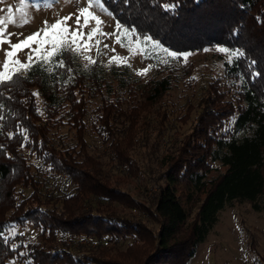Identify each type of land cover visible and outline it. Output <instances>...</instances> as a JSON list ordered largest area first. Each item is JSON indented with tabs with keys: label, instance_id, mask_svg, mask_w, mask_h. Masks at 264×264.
Instances as JSON below:
<instances>
[{
	"label": "trees",
	"instance_id": "1",
	"mask_svg": "<svg viewBox=\"0 0 264 264\" xmlns=\"http://www.w3.org/2000/svg\"><path fill=\"white\" fill-rule=\"evenodd\" d=\"M101 3L116 22L177 53L224 47L244 55L224 63L222 76L188 106L183 120L193 112L189 131L157 160L144 203L87 153V105L98 100L90 130L106 145L111 166L123 178H137L142 171L132 154L157 150L168 120L159 104L190 76L191 63L161 66L159 77L140 81L123 66L107 75L95 66L74 71L64 52L56 59L65 67H56L50 86L36 66L0 87V264H186L218 212L239 203L259 212L264 203V0ZM166 5L176 7L166 11ZM228 118L232 130L222 131ZM64 126L73 131V143L57 146L50 130ZM48 179L65 186H51L41 200ZM27 224L39 231L35 243L16 233ZM80 237L97 245L74 253L69 239ZM258 261L264 264L261 256Z\"/></svg>",
	"mask_w": 264,
	"mask_h": 264
},
{
	"label": "rangeland",
	"instance_id": "2",
	"mask_svg": "<svg viewBox=\"0 0 264 264\" xmlns=\"http://www.w3.org/2000/svg\"><path fill=\"white\" fill-rule=\"evenodd\" d=\"M86 6L87 0H26L23 5L20 3V0H4L3 3H0V9L4 10L0 11V17L9 15L6 10L8 7H12L14 11L11 15L15 17L17 24L20 23L21 19L28 20V23L23 24V26H16L11 23L7 26V33L13 34L11 36V42L18 43L44 28L45 21L51 25L59 18L72 15V19L68 20L67 23L74 28L76 14H78L79 9ZM17 8L20 9L19 12L15 11ZM91 11L103 21V32L112 33L114 31L117 22L108 11H101L98 7H93ZM92 26H94V23L90 25V27ZM88 30L89 29H85L86 32ZM100 39L99 55H97L95 40L91 42L93 45L91 51L81 49L79 54L66 51L70 55L74 71L86 72L92 66H95L104 75H107L110 68L117 67L115 63L109 64V59L114 55L128 58L127 64L130 65V67L121 66L125 67L140 81L159 77L157 71H159L161 66H173L178 68L182 64L191 63L193 67L190 76L188 78L182 77L159 104V108L166 111L168 120L164 136L157 150L151 155L153 157L149 156L143 148H139L132 154L137 166L142 171L138 174L137 178H123L117 169L111 166L107 157L106 145L90 130L92 110L95 108L98 100H92L87 105V113L84 118L86 128L84 140L87 153L98 158L105 164V169L113 174V178L122 183L120 185L125 193H128L132 199L144 203L146 202L145 190L149 188L150 182L153 181V178L157 175V160H159L160 156L164 153L166 148L173 143L176 137H181L189 131L193 112L189 114L185 121L183 120L188 106L194 104L197 98L203 93L207 82L222 76L223 64H230L235 57L229 62L227 53L217 51L220 47H213L207 49V51L204 49L199 53H191L186 62L183 60L170 59L169 62L165 64L159 63L156 59L145 58L140 54L130 56L126 48H122L119 44L114 43V37H101ZM104 44H107L108 47L105 48ZM3 47L7 49L8 45L5 44ZM113 48H115L114 52L112 50ZM26 51L27 49H25V52ZM25 52H21L19 55L22 61L26 59ZM229 52L231 51L229 50ZM84 56H90L96 63H89L88 60L83 58ZM161 57H163V54H161ZM3 62L4 52L0 50V70H2ZM149 65H152V67L148 70L146 75L137 74L138 71L149 68ZM36 66L43 75L46 84L50 86L52 77L55 75L54 71L56 67H53V71L49 72L41 69L39 65ZM184 79H187L185 80L186 82ZM35 98L39 106V96H35ZM149 117L153 119L152 115ZM233 120V118H228L223 123L222 131L227 129L231 131ZM50 140L57 146L62 144V142L66 145L73 143V131L68 130L65 126L51 129ZM28 162L34 164L33 159H29ZM210 164L212 167L217 165L214 163ZM35 168H37V163L35 164ZM31 172L34 173L33 168ZM46 175L44 170L38 173L40 181H44ZM47 183V187L43 189V198H41V200L44 199L45 195L50 193L51 186H65L64 181H53L48 179ZM17 190L21 191L20 189ZM22 192L24 196L30 193L28 189ZM116 207L117 210L120 209L124 213H129L127 208L121 206ZM15 230L18 235L22 236L24 243H35L38 240L39 231L32 228L29 224L25 225L23 228L16 227ZM128 242L129 241H127V243ZM69 243L70 250L74 253L84 252L89 248L93 249V247L97 245L96 241L84 237L69 239ZM124 248L125 246L120 249L123 250ZM258 256L264 258V203H262L259 212L252 211L246 203H239L233 204L232 207H227L218 212L214 225L207 233L203 242L197 246L193 256L186 264H260ZM7 264H16V262L8 261Z\"/></svg>",
	"mask_w": 264,
	"mask_h": 264
},
{
	"label": "snow or ice",
	"instance_id": "3",
	"mask_svg": "<svg viewBox=\"0 0 264 264\" xmlns=\"http://www.w3.org/2000/svg\"><path fill=\"white\" fill-rule=\"evenodd\" d=\"M3 2L4 0H0V3ZM25 2L26 0H20L22 5ZM93 7H98L101 11H107L104 4L101 3V0H87V6L79 9L78 14L75 16L74 28L67 23L68 20L72 19V15L59 18L51 25L45 21L44 28L18 43L11 42V36L13 34L7 33V26L9 23L16 26H23V24L28 23V20L21 19L20 23L17 24L15 17L11 15L14 11L13 8L8 7L6 11L9 15L0 17V50L4 52V62L2 70H0V87L11 85L15 80L20 78L21 73L30 72L36 65H39L41 69L49 72L53 71V67H65L63 59L55 58L61 56L62 53L66 51H72L77 54L80 53L81 49L91 51L93 47L91 42L93 40H95L97 55H99L101 37H114V43L119 44L122 48H126L130 56L140 54L145 58L156 59L159 63L166 64L170 59L183 60L186 62L188 56L191 55V53H177L151 36L144 35L142 37L138 34L135 27H126L119 21L116 23L112 33H105L102 30L103 21L91 11ZM174 7L176 6L166 5L165 10L168 11ZM0 11L4 10L0 9ZM15 11L19 12L20 9L17 8ZM93 23L94 26L90 27ZM85 29L89 30L86 32ZM5 44L8 45L7 49L3 47ZM104 47L107 48L108 45L104 44ZM25 49H27L26 52ZM112 50L114 52L115 48ZM205 51H207V49H205ZM217 51L227 53L229 62H231L234 57L238 58L244 55V53L239 50L229 52V50L224 47L218 48ZM21 52H25L26 56V59L23 61L19 58ZM161 54H163V57H161ZM83 58L88 60L89 63H96L90 56H84ZM127 59L128 58L114 55L109 59V64L115 63L118 67L121 65L130 67V65L127 64ZM151 67L152 65H149V68L138 71L137 74L146 75ZM68 71L71 72V69H68ZM33 95L38 96V93H33ZM2 107L3 106L0 105V108ZM2 119L3 116H0V120ZM9 138H11V136Z\"/></svg>",
	"mask_w": 264,
	"mask_h": 264
}]
</instances>
